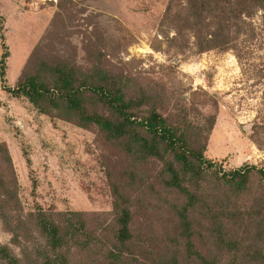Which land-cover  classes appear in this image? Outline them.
I'll use <instances>...</instances> for the list:
<instances>
[{
    "label": "rangeland",
    "instance_id": "1",
    "mask_svg": "<svg viewBox=\"0 0 264 264\" xmlns=\"http://www.w3.org/2000/svg\"><path fill=\"white\" fill-rule=\"evenodd\" d=\"M186 3L0 0V26L10 51L5 82L0 75V143L8 147L13 163L10 166L0 156V181L11 187L26 219L38 212L36 204L45 211H79L98 234L114 236L117 186L134 200L131 228L141 260L158 262L167 246L181 262L186 252L175 207L187 197L167 185L169 174L162 161L139 162L107 143L99 130L40 114L28 99L15 98L7 90L26 74H34L42 61L66 62L85 72L99 63L124 81L131 96L145 92L158 97L159 110L171 123L205 126L212 116L213 129L201 132L206 158L223 170L247 164L264 167V12L254 13L257 38L242 37L232 48L199 52L183 20ZM2 53L0 35V59ZM33 179L38 182L35 190ZM220 189L206 184L197 193L203 204L209 202L222 214L216 226L213 219L195 213L198 222L204 220L195 223L196 249L222 264H264L249 253L264 254L262 176L252 172L249 189L240 194L229 197ZM5 205L16 221L19 205ZM140 238L147 245L135 242ZM233 240L244 248L235 251L228 245ZM0 245L7 246L20 264H36L44 239L37 232L33 238L16 239L0 216ZM78 253L73 250V264H87Z\"/></svg>",
    "mask_w": 264,
    "mask_h": 264
},
{
    "label": "trees",
    "instance_id": "2",
    "mask_svg": "<svg viewBox=\"0 0 264 264\" xmlns=\"http://www.w3.org/2000/svg\"><path fill=\"white\" fill-rule=\"evenodd\" d=\"M186 1L187 13L183 20L186 29L194 33L199 52L226 50L242 37L254 39L259 36L253 19L256 11L264 12V0ZM262 27L264 34V21ZM178 31L181 34L184 30ZM0 35L3 48L0 75L5 82L10 51L3 26H0ZM6 88L15 98L28 99L40 114L66 120L84 129L99 130L107 143L139 162L162 161L169 174L167 185L187 197V201L175 207L180 221L179 235L186 246L182 262L179 254L170 255V246L158 262H147L141 260L134 249L133 241L137 238L131 228L134 200L130 195L121 194L117 186L114 212L118 229L114 236H103L88 226L85 213L79 211H45L36 204L38 212L30 213L26 219L18 199L14 200L11 187L1 180L0 191L3 190L6 196L0 193V216L8 229L16 239L20 235L33 238L36 232L44 239V246L38 248L36 264H73L74 249L79 250L78 254L84 256L87 264H194L193 257L199 262L196 264L223 263L206 257L193 242L197 234L195 223L201 225L204 221L198 222L195 213L203 219H213L216 226H219L222 214L209 202L203 204L197 193H202L206 184L221 188L225 196L243 193L249 189L254 171L262 176L264 183V167L247 164L238 169L223 170L222 166L206 158L207 143L202 142L201 132L208 134L213 129L214 117H209L205 126L193 121L171 123L159 110L158 97L145 92L131 96L124 81L99 63L91 72H85L66 62L49 65L42 61L34 74H26L16 86ZM0 156L12 166L8 147L1 143ZM27 161L31 166L29 157ZM129 177L134 178L133 175ZM32 185L35 190L38 182L33 179ZM11 203L16 209L19 205L21 212L16 221L5 208V204ZM141 240L135 242L141 243ZM228 245L235 251L244 248L238 240ZM151 250L148 248L150 254ZM249 253L264 263L261 251L249 250ZM237 258L238 254L235 255ZM0 264H20V259L7 246L0 245ZM228 264L239 263L234 260Z\"/></svg>",
    "mask_w": 264,
    "mask_h": 264
}]
</instances>
